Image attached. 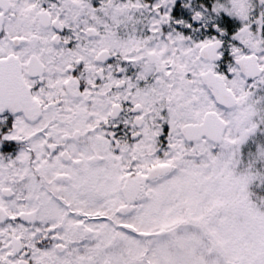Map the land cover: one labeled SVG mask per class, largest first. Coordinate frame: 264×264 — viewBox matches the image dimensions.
<instances>
[{
  "label": "snow or ice",
  "instance_id": "6c2138e0",
  "mask_svg": "<svg viewBox=\"0 0 264 264\" xmlns=\"http://www.w3.org/2000/svg\"><path fill=\"white\" fill-rule=\"evenodd\" d=\"M0 264H264V0H0Z\"/></svg>",
  "mask_w": 264,
  "mask_h": 264
}]
</instances>
